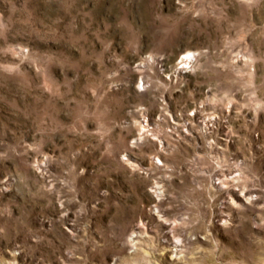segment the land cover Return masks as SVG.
I'll return each instance as SVG.
<instances>
[{"label":"rangeland","instance_id":"obj_1","mask_svg":"<svg viewBox=\"0 0 264 264\" xmlns=\"http://www.w3.org/2000/svg\"><path fill=\"white\" fill-rule=\"evenodd\" d=\"M0 264H264V0H0Z\"/></svg>","mask_w":264,"mask_h":264}]
</instances>
